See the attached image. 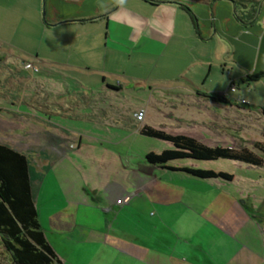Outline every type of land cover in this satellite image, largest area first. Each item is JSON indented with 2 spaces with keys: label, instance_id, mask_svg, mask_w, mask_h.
<instances>
[{
  "label": "crops",
  "instance_id": "crops-1",
  "mask_svg": "<svg viewBox=\"0 0 264 264\" xmlns=\"http://www.w3.org/2000/svg\"><path fill=\"white\" fill-rule=\"evenodd\" d=\"M259 1L256 18L245 24L233 0H139L135 10L129 0H39L38 9L45 11L43 33L60 36L62 28L74 29L72 40L62 44L79 60L60 63L39 50L36 59L24 60L39 67L33 72L60 63L61 69L81 75L84 68L97 72L108 88H121L122 82L113 84L116 70L90 61L98 50L106 60L114 55L109 38L118 26V41L130 29L137 32L136 47L141 43L139 50L151 57L159 53L157 64L175 70L152 82L174 83L178 95L190 101L188 119L170 112L169 122L155 123L143 115L138 125L112 123L108 110L84 114L59 106L57 115L65 119L91 117L99 126L91 124L93 134L22 107L25 99L13 95L10 76L15 69L11 57L23 50L0 37V143L28 157L40 221L65 264H264V166L247 163L260 168L259 177L248 176V187L233 188L230 182L237 176L227 170L204 168L231 173L230 180L197 177L148 161L149 152L160 153L154 148L132 150L144 136L141 128L151 125L210 146L259 148L264 156V126L261 135L255 133V125L264 122V94L254 88L264 76L250 79L264 71V28L257 23L264 20V0ZM105 20L106 33L97 25ZM156 39L165 44L162 52L151 47ZM34 79H26V86ZM184 122L186 129L176 130ZM114 127L126 135L115 138ZM71 154L79 163L68 160Z\"/></svg>",
  "mask_w": 264,
  "mask_h": 264
},
{
  "label": "rangeland",
  "instance_id": "rangeland-1",
  "mask_svg": "<svg viewBox=\"0 0 264 264\" xmlns=\"http://www.w3.org/2000/svg\"><path fill=\"white\" fill-rule=\"evenodd\" d=\"M137 1L139 2V0H129L128 6L131 10H135L134 7L137 6L135 2ZM38 3L39 0H0V37L18 43L21 46L20 49L23 50V52L17 50L14 52L15 57H11L15 69L14 76H10L13 81L10 85L13 95L25 99L21 104L23 108L32 106V108L39 111V114H50L52 120L55 122L71 124L72 127L75 124L81 127L79 129L81 131L79 132L86 134L95 133L96 131L92 129L91 124L95 123L97 125V123H92L90 121L91 117H85L86 119L89 118L87 121L77 117L65 119L57 115L59 106L69 112L75 111L84 114L94 111L102 114L104 110H108L109 120L112 123L119 121L122 124H132L135 121L136 125H138L140 122L139 114L142 117L145 115V120L148 122H169L170 120L167 118L166 113L170 112H174L177 116L188 119L190 115L189 110H191L190 101L186 97L178 95L179 92L177 91L181 90L171 87L174 83L172 85L152 82V79L156 76L168 75L175 70L163 66L162 63L157 64L160 56L159 53H153L152 57L151 54H146L147 56L143 54L142 50L138 48V45L141 46V43L136 47L135 42L132 41L133 37L137 36V32L134 35L133 33L135 31L131 29L128 31L129 36L123 38L121 42L117 39L119 32L118 26L114 27V23H111L114 28L112 30V36L109 38V47L114 50V55L112 56L111 53L106 60L103 54L104 52L98 50V55L90 60L94 67L99 66L100 68L106 67L116 70L117 74L114 75L113 84L117 86L118 82H122L121 88L117 90L108 88L107 82L103 81L100 74L97 72H89L87 68L83 69L85 73L83 75L70 69H61L63 65L60 63L65 62V60L70 59L72 62L79 60L75 52L71 51L70 53L62 44V42H70L72 40L71 36L74 29L62 28L60 36L56 32H47V35L46 33L44 34L42 22L45 21V11L44 7L41 11L38 9ZM107 23L108 21L105 20L103 26L97 25L98 27H104V32L106 33L108 31ZM159 42V39H156L155 43L152 42L151 47L154 52H162L165 49V44ZM60 44L62 45V49L59 50L57 46ZM99 47L101 49V45ZM121 49L123 53L117 52L118 50L121 51ZM39 50H42L45 55L59 60L60 67L57 64L48 63L41 66L40 72H33V69L27 68L24 60L36 59V54ZM9 54L11 52L7 50L6 55ZM31 77H35V79L27 83L28 85L26 86V79ZM252 81L259 80L253 79ZM238 83L242 90L246 89L247 84H244L242 81ZM260 83H264V81L256 83V85H259H254V88L259 93L264 94V87ZM200 85L203 86V84ZM241 89L239 90L240 93H242ZM12 99H15L19 104L18 99ZM98 117L101 118L102 116ZM179 125L181 126H178L176 130L182 131L186 129V122ZM263 126L264 122L255 125V133L257 135L262 134L261 128ZM118 129V127H114L115 132L113 136L115 138L118 135H126L123 130L117 133L116 131ZM115 138L112 139L114 140ZM133 146L132 150L136 151L154 148L161 152L167 146L174 148V144L168 140L146 135L138 138ZM256 150L258 153H263L259 148ZM69 159L75 161L77 159L76 154H71L68 157ZM76 163H79V161L76 160ZM168 164H184L201 168L227 170L237 176V180L234 183H229L233 188H239L241 184L248 187L251 184L248 176L253 175V177L258 178L260 175L256 170L260 168H249L248 164L243 161L228 158H180L171 160ZM258 188L263 187L258 186ZM0 264H10L8 253L1 242V238Z\"/></svg>",
  "mask_w": 264,
  "mask_h": 264
},
{
  "label": "trees",
  "instance_id": "trees-1",
  "mask_svg": "<svg viewBox=\"0 0 264 264\" xmlns=\"http://www.w3.org/2000/svg\"><path fill=\"white\" fill-rule=\"evenodd\" d=\"M241 8L238 18L245 24L256 18L259 0H233ZM188 11L190 8L183 5ZM264 76V71L250 75L251 80ZM117 88L115 85H109ZM220 99H223L219 96ZM264 111V108H263ZM141 133L174 144V148L160 153L149 152L147 160L169 166L171 169L185 170L197 177H222L232 179L233 174L189 166H171L167 163L174 159H217L228 158L245 163L264 166V156L248 148L229 146H210L194 137L173 134L165 129L151 125L141 128ZM0 238L4 245L10 264H65L50 243L40 221L36 204L28 157L9 146L0 143Z\"/></svg>",
  "mask_w": 264,
  "mask_h": 264
},
{
  "label": "built area",
  "instance_id": "built-area-1",
  "mask_svg": "<svg viewBox=\"0 0 264 264\" xmlns=\"http://www.w3.org/2000/svg\"><path fill=\"white\" fill-rule=\"evenodd\" d=\"M26 67L29 68V69H33L34 71H38L39 70V67L31 62H27L26 63ZM236 84L234 82L231 83V87H230V90L232 91H235L236 90ZM225 94H228V91L225 92ZM139 118H142V115L139 114L138 116ZM118 202L119 203H123L124 202V199L120 198L118 199Z\"/></svg>",
  "mask_w": 264,
  "mask_h": 264
},
{
  "label": "clouds",
  "instance_id": "clouds-1",
  "mask_svg": "<svg viewBox=\"0 0 264 264\" xmlns=\"http://www.w3.org/2000/svg\"><path fill=\"white\" fill-rule=\"evenodd\" d=\"M257 23L262 27L264 28V20H259L257 21ZM227 50V49H226Z\"/></svg>",
  "mask_w": 264,
  "mask_h": 264
}]
</instances>
